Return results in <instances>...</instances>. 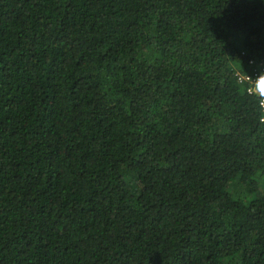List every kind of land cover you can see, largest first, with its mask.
I'll return each mask as SVG.
<instances>
[{"label":"trees","instance_id":"trees-1","mask_svg":"<svg viewBox=\"0 0 264 264\" xmlns=\"http://www.w3.org/2000/svg\"><path fill=\"white\" fill-rule=\"evenodd\" d=\"M264 0H0V264H264Z\"/></svg>","mask_w":264,"mask_h":264},{"label":"clouds","instance_id":"clouds-1","mask_svg":"<svg viewBox=\"0 0 264 264\" xmlns=\"http://www.w3.org/2000/svg\"><path fill=\"white\" fill-rule=\"evenodd\" d=\"M237 84L244 88L248 96L255 99L261 113L260 123L264 124V71H261L255 79L246 72L243 78L237 75Z\"/></svg>","mask_w":264,"mask_h":264},{"label":"built area","instance_id":"built-area-1","mask_svg":"<svg viewBox=\"0 0 264 264\" xmlns=\"http://www.w3.org/2000/svg\"><path fill=\"white\" fill-rule=\"evenodd\" d=\"M257 75H258V74H254V75H252L253 79H255Z\"/></svg>","mask_w":264,"mask_h":264}]
</instances>
